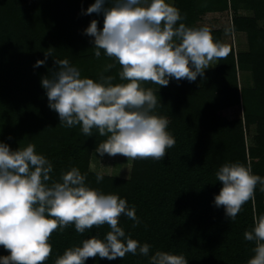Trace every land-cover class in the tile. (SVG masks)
I'll list each match as a JSON object with an SVG mask.
<instances>
[{
  "label": "trees",
  "instance_id": "trees-1",
  "mask_svg": "<svg viewBox=\"0 0 264 264\" xmlns=\"http://www.w3.org/2000/svg\"><path fill=\"white\" fill-rule=\"evenodd\" d=\"M93 2L0 0V140L13 149L34 143L36 151L52 161L53 179L76 166L90 186L126 198L141 222L134 225L123 215L119 222L126 233L151 245L149 255L159 250L182 253L188 264H247L255 242L246 240L244 232L264 213V191L258 184L254 199L242 206L235 220H228L223 206L214 204L222 186L215 173L222 164L239 161L251 162L253 172L264 176V0H173L189 26L206 12L231 10L230 25L212 29V35L222 42L224 33L244 32L246 49L228 46L229 54L196 81L172 79L167 86L144 81L143 87L158 90L156 112L168 117L176 143L163 160L130 159L127 177L100 172V182L91 162L97 161L96 147L106 137L95 129L85 136L78 125L63 126L41 86V78L56 67L54 59L64 58L82 76L111 75L113 83H123L122 66L103 49L97 58L93 38L84 32L92 19L98 28L103 26V13L84 11ZM239 9L250 13L239 14ZM49 51L46 63L34 67ZM110 63L114 67L105 71ZM240 71L249 72V85H240ZM234 106L240 114L230 118L227 110ZM109 230L105 224L81 234L70 224L54 231L49 238L52 253L43 264H56L66 248L97 234L102 238ZM7 254L0 245V255ZM86 264L150 262L148 256L128 253L111 261L89 257Z\"/></svg>",
  "mask_w": 264,
  "mask_h": 264
},
{
  "label": "clouds",
  "instance_id": "clouds-1",
  "mask_svg": "<svg viewBox=\"0 0 264 264\" xmlns=\"http://www.w3.org/2000/svg\"><path fill=\"white\" fill-rule=\"evenodd\" d=\"M86 14L103 13V26L92 19L84 29L93 38L94 55L115 58L122 66L119 79L82 76L69 59H54L56 67L41 78L48 105L68 128L80 126L85 136L97 130L106 137L96 147L105 154L127 159L163 160L176 143L168 130L169 119L156 112L160 98L143 87L144 81L167 86L170 80L196 81L205 70L229 54V47L216 40L207 25L189 26L173 0H94ZM37 59L34 67L46 63ZM114 67L107 64L105 71ZM159 88V87H158ZM53 163L36 151L34 143L13 149L0 140V245L8 250L0 264H43L52 253L49 241L56 230L74 225L78 233L107 224L109 231L82 239L66 248L56 264H86L89 257L115 260L126 254L149 257L150 264H188L182 254L156 251L126 233L120 217L141 221L135 206L118 193H105L86 182L76 166L53 179ZM222 186L214 195L216 207L235 220L242 206L254 199L257 185L264 191V176L253 172L251 162H226L215 173ZM96 173V180H103ZM244 238L255 242L247 264H264V213L258 214Z\"/></svg>",
  "mask_w": 264,
  "mask_h": 264
},
{
  "label": "rangeland",
  "instance_id": "rangeland-1",
  "mask_svg": "<svg viewBox=\"0 0 264 264\" xmlns=\"http://www.w3.org/2000/svg\"><path fill=\"white\" fill-rule=\"evenodd\" d=\"M239 14L246 15L250 13L249 9H239ZM233 12L231 10L217 11V12H206L200 16L194 26L207 25L211 29H218L220 27L229 26ZM264 26V21L261 22ZM222 42L226 46H233L237 51L246 49V39L244 32H230L222 34ZM215 64V62H214ZM213 66V65H212ZM210 66V67H212ZM239 82L241 86H246L251 83L250 74L247 71L239 72ZM227 114L230 118H236L240 114V108L234 106L227 110ZM252 132L254 130L252 129ZM131 160L122 155L115 157L108 156L107 154L103 157L97 158V161L91 162V168L108 174H116L122 177H127L130 171Z\"/></svg>",
  "mask_w": 264,
  "mask_h": 264
}]
</instances>
